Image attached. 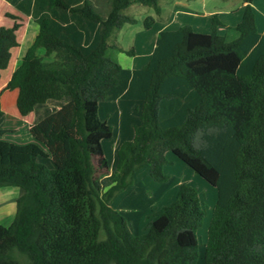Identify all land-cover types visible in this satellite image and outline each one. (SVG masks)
I'll return each mask as SVG.
<instances>
[{
    "label": "trees",
    "instance_id": "obj_1",
    "mask_svg": "<svg viewBox=\"0 0 264 264\" xmlns=\"http://www.w3.org/2000/svg\"><path fill=\"white\" fill-rule=\"evenodd\" d=\"M241 1L240 20L223 34L216 13L210 32L188 24L158 31L138 68L109 56L108 39L134 21L124 8L141 3L158 14V0L15 3L37 24L4 87L17 89L18 113L69 99L28 128L34 141L6 140L8 129L0 128V187L23 190L11 222L0 224V264H195L204 217L195 187L179 183L175 199L148 216L140 235L111 205L143 166L166 180L167 152L217 189L204 264H264V33L254 0ZM21 26L0 25V77ZM116 99L142 105L109 171L102 141L113 129L98 106Z\"/></svg>",
    "mask_w": 264,
    "mask_h": 264
},
{
    "label": "rangeland",
    "instance_id": "obj_2",
    "mask_svg": "<svg viewBox=\"0 0 264 264\" xmlns=\"http://www.w3.org/2000/svg\"><path fill=\"white\" fill-rule=\"evenodd\" d=\"M17 1L0 0V25H12L14 20L22 24L16 31L19 44L11 49L10 61L7 67L1 71L0 107L4 114L0 116V128L8 129L2 138L22 143L30 135L24 123L29 121L31 116L25 119L18 113L13 100L16 90H8L4 87L12 71L20 64L26 48L33 41L37 32V24L15 7ZM241 3V0H158L160 8L158 14L151 6L132 3L124 8L122 13L132 17L134 21L125 22L121 28L115 29L111 33L108 39L111 45L108 49V55L123 66L141 67L146 63L147 52L154 46L153 34L161 25L167 24V28L174 29L188 24L196 31L210 32V17L212 14L208 15L207 12L216 11L222 23L221 26L217 27V32L223 34L225 33V25L236 17L237 10H240L237 7ZM252 7L256 27L259 32H264V0H254ZM225 9H233L234 11L225 14L223 12ZM176 10H179V12H176ZM182 10H188L191 14H182ZM148 16L153 17L154 20L152 25L146 28L144 21ZM38 54H43V49H39ZM64 98L68 99V96ZM59 102V99H49L44 106H38L37 109L41 107L43 114H48L55 110L54 108ZM141 105L140 100L125 99L99 103V118L105 119L113 129L112 136L102 141L103 151L110 168L116 162L118 143L122 140L131 139L134 125L140 122ZM167 158L168 162L163 168L167 176L166 180H154L149 174L148 166H143L135 178V184L125 192L117 194L114 200L115 208L119 207V211L124 213L132 232L140 235L146 231L148 216L175 199L179 183L185 182L195 187L201 200V206L204 209V217L196 232L198 258L195 264H204V248L213 207L217 200V189L172 152H167ZM3 201L4 199L1 202ZM1 202L0 208L10 201L5 199L3 203ZM13 215L14 213H0V224H9Z\"/></svg>",
    "mask_w": 264,
    "mask_h": 264
},
{
    "label": "crops",
    "instance_id": "obj_3",
    "mask_svg": "<svg viewBox=\"0 0 264 264\" xmlns=\"http://www.w3.org/2000/svg\"><path fill=\"white\" fill-rule=\"evenodd\" d=\"M243 3H241V5H239L237 8H240V10H237V14H236V17L235 18H233V20H231L230 22H227V25H235L239 20H240V18H241V15H242V10H243ZM234 10L233 9H231V10H227V9H225V10H223V12L225 13V14H230V13H232ZM176 12H179V10H176ZM238 12H240L239 14H238ZM186 14V15H190L191 14V12L190 11H188V10H182V14ZM208 13V15H211V14H214V13H216V14H218L216 11H210V12H207ZM197 14V13H196ZM221 26V25H220ZM162 29H167V24H164V25H161L157 30H156V32L153 34V41L155 42V38H156V35H157V33H158V31H160V30H162ZM261 33H264V32H261ZM154 45V44H153ZM152 49H153V46H152V48L147 52L148 54H147V60H148V58H149V56H150V54H151V52H152ZM146 60V61H147ZM125 67H129V68H135V66H131V65H128V66H125ZM16 90V93H15V95H14V103H15V100H16V96H17V89H15ZM64 97H66V96H63L61 99H59L60 100V102L55 106V108L54 109H57V108H59L63 103H65L66 101H68V99H65ZM46 102L47 101H45V102H43V103H37L35 106H34V109L30 112V113H28L27 115H24V116H22L23 118H28V117H30L31 116V119L29 120V121H27V122H25L24 124H25V128H26V130L28 131V128L33 124V123H35L36 121H38V120H40L41 118H43L45 115H47L46 113L45 114H43L44 112H43V110H42V108L41 107H39V109H37L38 108V106H44L45 104H46ZM37 110H39V111H37ZM37 112H39V113H37ZM3 114H4V112H3ZM105 120V119H104ZM16 129V128H15ZM17 130V129H16ZM29 133V132H28ZM30 134V133H29ZM31 141H34V138L31 136V134L25 139V142H22V143H27V142H31ZM115 163L116 162H114V165H113V167L115 166ZM113 167L112 168H110L109 167V163H108V168H109V171H111L112 169H113ZM143 167H141L140 169H138L135 173H134V175H133V180H132V183L131 184H129L127 187H125L123 190H121L118 194H121L122 192H125L128 188H130L132 185H134L135 184V178H136V176H137V174H138V172L142 169ZM23 192V190L20 188V187H18V186H2V187H0V202L4 199V201H5V199H7V201H8V199H9V203H7V205H5V206H2L1 208H0V213H5V214H10V213H14L15 212V200H16V198L21 194ZM117 196V195H116ZM116 196L113 198V201H112V203H111V205L113 206V208H115L116 206L114 205V200H115V198H116ZM3 201V202H4ZM3 202H1V203H3ZM6 207V209H4ZM116 210H118L119 211V207L118 208H115ZM120 212V211H119ZM122 213V212H121ZM123 215H124V213H122ZM124 217L126 218V216L124 215ZM126 220H127V218H126ZM128 222V221H127Z\"/></svg>",
    "mask_w": 264,
    "mask_h": 264
}]
</instances>
